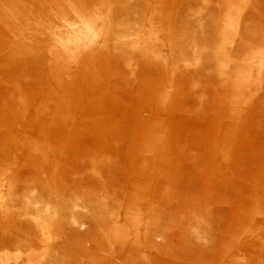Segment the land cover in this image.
<instances>
[{
  "label": "rangeland",
  "instance_id": "374dc122",
  "mask_svg": "<svg viewBox=\"0 0 264 264\" xmlns=\"http://www.w3.org/2000/svg\"><path fill=\"white\" fill-rule=\"evenodd\" d=\"M0 264H264V0H0Z\"/></svg>",
  "mask_w": 264,
  "mask_h": 264
}]
</instances>
